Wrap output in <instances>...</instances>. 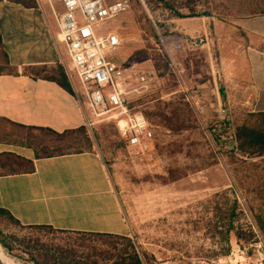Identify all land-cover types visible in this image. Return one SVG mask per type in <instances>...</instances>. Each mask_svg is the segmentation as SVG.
Listing matches in <instances>:
<instances>
[{
  "label": "rangeland",
  "instance_id": "rangeland-1",
  "mask_svg": "<svg viewBox=\"0 0 264 264\" xmlns=\"http://www.w3.org/2000/svg\"><path fill=\"white\" fill-rule=\"evenodd\" d=\"M20 1L26 7H39L37 0ZM117 1L124 2L126 10L99 32L122 36L121 48L110 59L131 75L129 107L153 125L154 148L147 155L132 154L114 121L63 139L30 131L32 143L60 145L67 153L82 148L101 155L130 228L128 238L144 264H264L260 227L264 156L243 155L235 143L236 129L252 126L258 119L240 106L234 110L214 98L200 102L191 98L194 83L213 78L212 69L220 65L218 48L216 44L197 48L196 39L205 36L185 33L179 21L167 27L177 13L184 19L193 15L224 19L264 12V0H170L172 11L161 0H107ZM50 8L53 21L46 19L47 27L50 33H59L56 13L62 7L55 3ZM54 42L62 64L33 72L57 80L64 72L84 101L58 34ZM0 72H8L1 47ZM139 76L145 77L143 85ZM4 131L24 132L0 123V134ZM0 230L4 237L23 242L12 244V252L0 245V264H34L33 258L45 264L32 250L37 242L92 255L102 262L129 247L121 238L23 227L2 213Z\"/></svg>",
  "mask_w": 264,
  "mask_h": 264
},
{
  "label": "crops",
  "instance_id": "crops-1",
  "mask_svg": "<svg viewBox=\"0 0 264 264\" xmlns=\"http://www.w3.org/2000/svg\"><path fill=\"white\" fill-rule=\"evenodd\" d=\"M37 2L39 7H26L20 0H0V47L14 69L0 74V123L24 131L0 134V209L23 227L129 237L101 155L85 150L42 157L31 141L29 128L57 133L87 129L78 89L68 91L33 72L62 64L54 42L58 33H50L46 24V19L53 21L50 4ZM178 21L185 33L205 36L196 39L197 48L216 44L219 52L213 78L194 83L191 98L196 102L214 98L229 109L264 113V12L224 19L171 18L167 27Z\"/></svg>",
  "mask_w": 264,
  "mask_h": 264
},
{
  "label": "built area",
  "instance_id": "built-area-1",
  "mask_svg": "<svg viewBox=\"0 0 264 264\" xmlns=\"http://www.w3.org/2000/svg\"><path fill=\"white\" fill-rule=\"evenodd\" d=\"M56 13L58 41L64 48L71 70L77 78L85 100L77 92L79 107L88 130L103 122L114 121L134 155H147L154 148L153 125L141 112L129 107L127 96L131 75L110 57L122 46L115 32L101 34L102 26L123 13L124 2L107 0H47ZM145 83V77H138Z\"/></svg>",
  "mask_w": 264,
  "mask_h": 264
},
{
  "label": "trees",
  "instance_id": "trees-1",
  "mask_svg": "<svg viewBox=\"0 0 264 264\" xmlns=\"http://www.w3.org/2000/svg\"><path fill=\"white\" fill-rule=\"evenodd\" d=\"M170 0H161V3L167 10L174 9L169 4ZM174 2L175 0H171ZM189 10H193L191 7H187ZM193 17H196L193 15ZM171 18H178L183 19L184 17H181V15L175 14L172 15ZM2 55L4 58V67L7 69L8 72H0L2 73H13L14 69L9 64L8 56L4 52L3 48L1 47ZM48 79L55 80L61 87L67 89L68 91H71V86L68 82L66 74L63 72L61 74V79L57 80L50 76H45ZM210 81L206 82L209 83ZM254 117H256L258 120L256 123L252 126L250 125H243L241 127H238L236 129V135H235V143H236V150L237 152L246 155L251 158H260L264 156V113H256L253 114ZM19 126V125H18ZM29 130L37 131V132H48L49 134L53 135L57 139H63L64 137L73 134V133H83L85 132V129H80L78 131H66L64 133H57L49 129H42V128H29ZM35 149L39 156L42 157H53V156H59L64 154H70L67 152H64V148L60 145H47L45 143H36ZM85 151L82 148H79L74 153H81ZM0 213L7 215L12 221H14L16 224L20 225V223L14 219L7 211L1 210ZM260 227L264 234V219H260ZM29 228H46L53 231H58L62 233H70L66 231L56 230L53 227L50 226H31ZM232 228L229 227V231H231ZM85 235H90L94 237H107V238H121L123 240H126L129 242L128 249L123 250L122 253L117 255L115 258L111 259L108 262H102L99 261L97 258L93 257L92 255H82L79 254L72 249H64L60 247H56L54 245L51 246H44L41 243L37 242V245H34L33 251L37 252L39 256L44 259L46 262L45 264H144L142 261L141 256L139 255L138 251L136 250L135 246L128 237L125 236H115V235H109V234H100V233H81ZM239 236V234L237 235ZM23 244L21 241H17L15 237H4L0 230V245L7 250L8 252H12L14 250V246L12 244L15 243ZM31 261L34 264H42L38 259H31Z\"/></svg>",
  "mask_w": 264,
  "mask_h": 264
}]
</instances>
